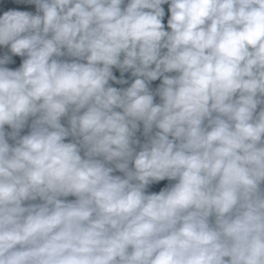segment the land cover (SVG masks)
<instances>
[{"label":"clouds","instance_id":"9594fccd","mask_svg":"<svg viewBox=\"0 0 264 264\" xmlns=\"http://www.w3.org/2000/svg\"><path fill=\"white\" fill-rule=\"evenodd\" d=\"M12 2L0 264H264V0Z\"/></svg>","mask_w":264,"mask_h":264},{"label":"water","instance_id":"95a60500","mask_svg":"<svg viewBox=\"0 0 264 264\" xmlns=\"http://www.w3.org/2000/svg\"><path fill=\"white\" fill-rule=\"evenodd\" d=\"M9 7H16V8H19L21 10H29V11H33V12L35 11V6L34 5L14 4L12 2V0H0V14H2V12L4 10H7V8H9ZM163 7L165 8L166 15H167V5H164ZM19 63H20V59L16 58L15 64L9 65V66L10 67H16V66L19 65ZM158 83H159L158 81L157 82H153V86H155ZM157 100H158V98H157ZM24 131L26 132L27 129H25ZM138 135H139V133H138ZM141 139H143V138L141 137ZM162 183H166V182H162ZM160 186H162V185L156 186L153 190H158Z\"/></svg>","mask_w":264,"mask_h":264}]
</instances>
